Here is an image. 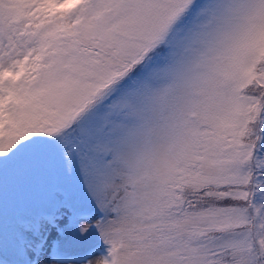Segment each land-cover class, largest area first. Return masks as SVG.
<instances>
[{"label":"snow or ice","instance_id":"obj_1","mask_svg":"<svg viewBox=\"0 0 264 264\" xmlns=\"http://www.w3.org/2000/svg\"><path fill=\"white\" fill-rule=\"evenodd\" d=\"M0 264H264V0H0Z\"/></svg>","mask_w":264,"mask_h":264}]
</instances>
